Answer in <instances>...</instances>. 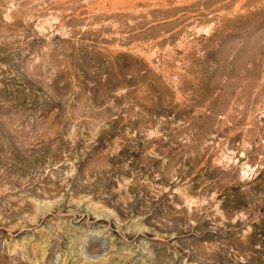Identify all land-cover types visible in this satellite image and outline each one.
Segmentation results:
<instances>
[{"label":"rangeland","instance_id":"374dc122","mask_svg":"<svg viewBox=\"0 0 264 264\" xmlns=\"http://www.w3.org/2000/svg\"><path fill=\"white\" fill-rule=\"evenodd\" d=\"M0 264H264V0H0Z\"/></svg>","mask_w":264,"mask_h":264}]
</instances>
